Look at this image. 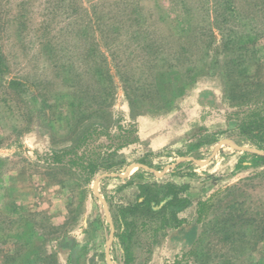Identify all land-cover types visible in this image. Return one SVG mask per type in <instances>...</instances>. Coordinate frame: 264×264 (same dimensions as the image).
Segmentation results:
<instances>
[{
	"label": "rangeland",
	"instance_id": "1",
	"mask_svg": "<svg viewBox=\"0 0 264 264\" xmlns=\"http://www.w3.org/2000/svg\"><path fill=\"white\" fill-rule=\"evenodd\" d=\"M263 120L264 0H0V264H264Z\"/></svg>",
	"mask_w": 264,
	"mask_h": 264
},
{
	"label": "trees",
	"instance_id": "2",
	"mask_svg": "<svg viewBox=\"0 0 264 264\" xmlns=\"http://www.w3.org/2000/svg\"><path fill=\"white\" fill-rule=\"evenodd\" d=\"M16 83L17 85H20L21 87L24 86L23 83L21 82H13ZM246 129H256L258 131L264 132V120L263 122H260L255 124L253 121L247 126V124L244 126ZM255 130V131H256ZM256 159H258L260 162L264 163V156L258 155V154H253ZM187 188V185H170L165 193L164 197H159L157 195L150 196V190L149 189H144L145 191V197L141 201H137L134 204H130V213L131 214H136L138 212L144 211H150L153 212L156 215H160L161 218V224L164 227H178L182 223H184V220L178 219L176 214L178 212V209L184 207L187 205L190 200L188 198H184L183 200H180L177 198L179 190H184ZM184 201V202H182ZM209 202V199L206 201H201L199 204V210H198V215L199 218L202 217L203 212H204V207L207 206ZM174 207V208H173ZM128 212V211H127ZM127 212H124V216L126 215ZM201 219V218H200ZM231 223V224H230ZM244 223V222H242ZM241 223V224H242ZM230 224V227H234L236 224V221L233 219V217H229L227 219V225ZM128 235V229L122 230L119 233L120 239L125 242L127 239ZM230 239V238H228Z\"/></svg>",
	"mask_w": 264,
	"mask_h": 264
},
{
	"label": "water",
	"instance_id": "3",
	"mask_svg": "<svg viewBox=\"0 0 264 264\" xmlns=\"http://www.w3.org/2000/svg\"><path fill=\"white\" fill-rule=\"evenodd\" d=\"M230 141V140H229ZM225 142V140L224 141H222V143L220 144V145H222L223 143ZM231 142V141H230ZM262 153V152H261ZM139 166H144V165H142V164H139ZM144 167H146V166H144ZM98 183H99V180L97 179L96 180V182H95V188L98 190ZM112 229L114 230V225L112 224ZM109 258V257H108Z\"/></svg>",
	"mask_w": 264,
	"mask_h": 264
},
{
	"label": "crops",
	"instance_id": "4",
	"mask_svg": "<svg viewBox=\"0 0 264 264\" xmlns=\"http://www.w3.org/2000/svg\"><path fill=\"white\" fill-rule=\"evenodd\" d=\"M192 228L194 229L195 227H194V226H191V229H192Z\"/></svg>",
	"mask_w": 264,
	"mask_h": 264
}]
</instances>
